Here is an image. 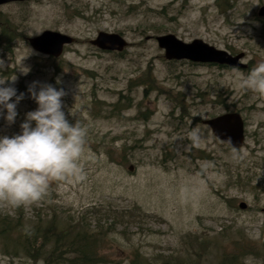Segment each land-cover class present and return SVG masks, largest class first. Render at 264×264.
<instances>
[{
	"label": "rangeland",
	"instance_id": "1",
	"mask_svg": "<svg viewBox=\"0 0 264 264\" xmlns=\"http://www.w3.org/2000/svg\"><path fill=\"white\" fill-rule=\"evenodd\" d=\"M228 1L231 8L220 9ZM264 0H31L0 6V79L24 98L11 125L19 132L36 105L33 81L65 90L69 123L86 129L81 176L52 178L44 197L19 207L0 199V217L29 229L55 221L101 231L108 264H219L238 245L264 258V94L240 87V77L264 61ZM9 28V45L1 37ZM44 31L73 43L52 58L27 39ZM117 34L120 52L90 44ZM203 43L231 55L238 68L168 61L156 36ZM15 77L14 81H9ZM237 113L245 140L230 150L202 121ZM198 132L193 140L191 133ZM239 203L246 207L240 209ZM13 232L11 239L15 238ZM38 262L37 264H39ZM0 264H33L0 240Z\"/></svg>",
	"mask_w": 264,
	"mask_h": 264
},
{
	"label": "clouds",
	"instance_id": "2",
	"mask_svg": "<svg viewBox=\"0 0 264 264\" xmlns=\"http://www.w3.org/2000/svg\"><path fill=\"white\" fill-rule=\"evenodd\" d=\"M239 86L264 94V61L240 77ZM26 91L35 109L24 114L18 133L0 135V199L14 207L40 201L52 178L81 176L79 160L85 150L86 129L66 119L65 90L33 81ZM24 95L0 79V118L6 124L15 122ZM191 136L198 139V132L193 130ZM226 143H231L230 138Z\"/></svg>",
	"mask_w": 264,
	"mask_h": 264
},
{
	"label": "trees",
	"instance_id": "3",
	"mask_svg": "<svg viewBox=\"0 0 264 264\" xmlns=\"http://www.w3.org/2000/svg\"><path fill=\"white\" fill-rule=\"evenodd\" d=\"M219 1V0H218ZM220 9H230L228 1L219 5ZM9 28H4L1 37L9 45L12 40ZM13 232L15 238L11 239ZM0 240L11 243L14 250L33 264H108L105 255L99 251L102 241L101 231L89 230L82 222L67 223L59 228L55 221L46 224L37 222L27 229L20 220L13 221L0 217ZM251 244L236 246L229 256H223L219 264H244V258L255 255ZM264 264V258L262 259Z\"/></svg>",
	"mask_w": 264,
	"mask_h": 264
},
{
	"label": "water",
	"instance_id": "4",
	"mask_svg": "<svg viewBox=\"0 0 264 264\" xmlns=\"http://www.w3.org/2000/svg\"><path fill=\"white\" fill-rule=\"evenodd\" d=\"M31 0H0V6L11 3H22ZM258 18H264V6L257 11ZM70 36L54 31H44L40 35L27 39L33 51L40 55L58 58L62 55L65 46L73 43ZM157 46L164 51V58L168 61H188L194 64H209L220 67L244 69L245 65L240 61L243 53L231 55L226 51L215 49L201 40L184 43L175 36L167 34L156 36ZM100 51L120 53L127 45L125 40L117 34L98 33L97 37L90 41ZM210 129L215 139L220 141L230 150L242 148L245 140L244 123L237 113H225L220 116L202 121ZM230 138L231 143H226ZM238 207L244 209L245 203H239Z\"/></svg>",
	"mask_w": 264,
	"mask_h": 264
}]
</instances>
